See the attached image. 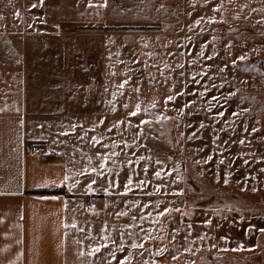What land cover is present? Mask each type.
<instances>
[{
    "label": "rangeland",
    "instance_id": "rangeland-1",
    "mask_svg": "<svg viewBox=\"0 0 264 264\" xmlns=\"http://www.w3.org/2000/svg\"><path fill=\"white\" fill-rule=\"evenodd\" d=\"M31 40L79 96L80 188L115 183L89 202L141 205L159 264H264V0H0V54Z\"/></svg>",
    "mask_w": 264,
    "mask_h": 264
},
{
    "label": "crops",
    "instance_id": "crops-1",
    "mask_svg": "<svg viewBox=\"0 0 264 264\" xmlns=\"http://www.w3.org/2000/svg\"><path fill=\"white\" fill-rule=\"evenodd\" d=\"M32 40L0 54V264H159L157 242L145 250L141 205L129 215L121 198L89 202L110 194L109 170L80 188L96 171L81 173L79 96L48 74L43 41ZM253 228L264 233V220Z\"/></svg>",
    "mask_w": 264,
    "mask_h": 264
},
{
    "label": "built area",
    "instance_id": "built-area-1",
    "mask_svg": "<svg viewBox=\"0 0 264 264\" xmlns=\"http://www.w3.org/2000/svg\"><path fill=\"white\" fill-rule=\"evenodd\" d=\"M36 152L40 155H46V152L42 149H38Z\"/></svg>",
    "mask_w": 264,
    "mask_h": 264
}]
</instances>
